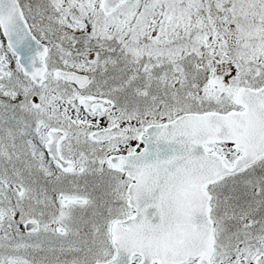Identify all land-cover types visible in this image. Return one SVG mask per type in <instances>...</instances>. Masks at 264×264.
<instances>
[{"label": "water", "instance_id": "1", "mask_svg": "<svg viewBox=\"0 0 264 264\" xmlns=\"http://www.w3.org/2000/svg\"><path fill=\"white\" fill-rule=\"evenodd\" d=\"M124 2L103 0L101 7L110 14ZM0 25L8 45L19 56L24 72L41 83L46 70V47L31 33L17 0H0ZM61 73L65 79L78 84L86 78L74 72ZM235 101L246 109L243 112L184 115L149 128V136L157 137L148 145V168L146 165L141 168L144 157L141 153L112 158L114 168L135 179L128 194L136 213L123 223L124 226L116 223L117 255L104 264H130L134 253L142 256L140 264L155 261L181 264L192 257H199L197 264H211L213 223L210 195L205 187L242 170L264 155V86L259 90L239 89ZM80 103L93 111L95 105L108 102L100 98H83ZM110 131H99L94 135L104 137ZM213 142L232 143L242 154L232 163L220 154L206 150V145ZM182 189L191 196L180 195L179 198L168 193ZM157 197H160L162 220L154 221L151 215ZM33 224L27 223L26 228H36ZM255 262L264 264V254L257 256Z\"/></svg>", "mask_w": 264, "mask_h": 264}, {"label": "rangeland", "instance_id": "2", "mask_svg": "<svg viewBox=\"0 0 264 264\" xmlns=\"http://www.w3.org/2000/svg\"><path fill=\"white\" fill-rule=\"evenodd\" d=\"M33 1H35L34 9L36 8L37 10L41 1L38 4V0ZM31 2L32 0L27 1L29 5L27 7L33 10ZM100 2L101 0H44L40 5L41 9L39 11L49 13L45 16L39 13V19H37V13H33L32 17L34 20L36 19L35 24L50 21V25H57L62 29L71 27V24L66 21L67 18L76 27L74 30H78L87 27L88 22L95 20L94 18L97 17V13L100 10ZM213 4L212 8L211 6L206 7V0L205 2L204 0H127L126 4L113 15L99 22L100 26L97 34L103 40V43L107 44V47L111 45L113 49L121 45L126 53L123 57L128 56V60H124V58L120 59L116 56V53L112 58H106L91 51L95 57L96 64H99L98 70L103 81L106 84H115L116 82L118 83L120 78L126 77L128 86H130V76L127 73L129 71L131 73L134 72L133 66L137 69V62L143 64L154 60H164L169 65H173L187 59L190 55L192 57L196 56L197 59L201 60L208 59L207 57L210 55L214 61H218V63L212 64L211 67L208 65L210 74H207L205 86L198 90L197 102L207 98L210 100V104L223 105L230 103V101H233L234 91L238 87L250 84L255 80L260 82L264 80V0H213ZM33 28L36 30V27ZM40 30V26H37V31L40 32ZM42 36L44 35L42 34ZM90 58L93 59V56ZM4 59L6 60V65L11 63V54L5 53ZM227 60H232L233 71L230 73L228 84L218 88L214 84V81L218 79L217 71L223 69L221 68L223 64L228 65L229 61ZM194 64L195 67L204 65L196 62ZM147 69L148 66L146 67ZM178 69L176 68V70ZM136 79L137 77H133V80ZM8 81L10 82V88L13 86L12 79L3 78L2 86H0L2 90L1 96L7 101H11L10 94L5 92L8 87ZM142 91L145 92L146 90ZM122 93L116 99L129 95L130 91L123 89ZM11 96H14V94H11ZM191 98L192 96H189V99ZM192 101L188 100L189 103ZM4 111L9 112L10 115H6L5 118L12 120L11 116L13 115L10 114L12 110L4 109ZM13 142H15L14 139ZM5 146L7 148V144ZM8 156L11 155H6V159ZM17 157L22 159L20 155ZM24 160L26 158L21 161ZM1 169L5 171V169ZM6 172H9V170H6ZM255 172L257 171H251V173ZM9 175L11 181L17 178L13 177L14 174L12 172ZM250 180L252 179L244 174L240 178L235 179L234 183H221L215 187V190H217L216 194H220L222 190L233 192L236 183ZM16 183L22 185L19 180L14 181L13 184L11 182L13 189ZM87 185L70 186L66 195H85L89 197L87 193L93 192L102 199L110 197L107 192L99 191L101 186ZM25 187L24 194L18 199L25 200L28 198L29 189ZM76 187L83 188L80 191L73 190ZM261 191L262 189L259 190V192ZM238 194L239 192L235 193V196ZM0 199H3L1 193ZM93 200L95 199L93 198ZM22 209L23 214L27 217L29 213H32L31 208H29V213H24L25 207H22ZM71 211L65 210L62 214L69 217ZM23 214L14 216V218H23ZM78 214L82 213H76L75 216ZM220 219L221 226L217 229L219 241L216 244L214 263L238 264V259L245 256L248 264H253V257L260 252H264V242H262L263 246L260 247L258 246V239H254V245H239L237 248L231 249L237 250L235 253L228 254L226 248L230 246V243L227 242L229 234L224 226L222 216H220ZM62 223L65 226H72V223L67 221ZM52 234L57 235V233ZM67 237L69 239V234ZM22 239L27 240V236L20 228L17 241ZM12 252L13 250H7L0 257L2 259L6 256L11 257L12 261L15 260L14 264H16L18 258L15 254L11 256ZM2 262L3 260H0V263ZM20 263L28 264L24 260H20ZM81 263L88 264V262Z\"/></svg>", "mask_w": 264, "mask_h": 264}, {"label": "flooded vegetation", "instance_id": "3", "mask_svg": "<svg viewBox=\"0 0 264 264\" xmlns=\"http://www.w3.org/2000/svg\"><path fill=\"white\" fill-rule=\"evenodd\" d=\"M48 50V70L43 82L45 85L43 88L39 87V93L32 98L33 103L30 104L29 94L26 97L23 96L24 110L22 113L29 116L28 121H17V129L14 130L18 142L26 140V146L30 148L27 152L29 156L28 169L31 174L30 184L31 186H52L53 184H58V187L68 186V181H70V184H74L78 183L79 179H85L81 174L86 172L88 175L86 181L79 183L78 186H88L87 184L90 186H112L110 189L112 193L109 194L111 197L108 199L95 198L89 207L92 212L87 215H80L82 220L97 224L92 226L95 229L93 231L94 237L92 232L90 235L85 233L84 237L82 236L83 232H78L80 236L78 245L80 252H98L101 246L103 249L114 252L110 238V227L114 221L130 217L134 211L128 207L127 198L124 201L122 200L124 197L122 191L124 189L126 195L131 180L125 174L111 168L109 157L112 154H132L140 151L143 147L140 136L145 128L149 124L159 123L161 117L164 119L171 116V111L175 109V105L148 102L129 105V103L117 102L113 90L104 85L99 78H96L98 75L96 72L90 75L87 74L89 76L88 83L83 86L67 82L56 75L57 70L65 69L86 74L89 64H85L86 66L79 69L68 67L67 64L64 65L67 62L66 59L53 56L50 45ZM218 74L220 78L225 76L222 71ZM33 90L37 91L36 88H33ZM87 96L108 97L113 100L114 105L109 109L97 108L94 113H88L78 104L80 98ZM234 108L244 111L241 105ZM1 123H3V120ZM114 126L122 128L124 133L114 135L106 141H98L91 137L94 131ZM55 128L64 130L66 133L59 145L61 155L67 160H73L76 164L75 168L67 172L60 169L47 151V143L51 140L49 131ZM2 133H4V125H2ZM238 154L236 152V155ZM261 161H263V158L254 164L259 163L253 169V171H257L253 173L257 179L254 186H240L241 191H243L242 196H245L242 199L247 201L242 204V206H245L242 213L241 207L237 211L234 209L228 211V214L225 213V216H232L237 223L241 222V229L245 227L242 222L246 221L247 226H249L248 232L254 234L257 238H264V166L260 164ZM79 166L83 167L81 172L78 171ZM58 174L65 176L63 180L56 178ZM94 180L95 182L92 184L91 182ZM116 187H118V191ZM246 187L248 189L245 192ZM261 189L262 191L259 192ZM113 198L119 202H116ZM30 200L33 203H43L41 198L34 196ZM249 200H254V203L248 205ZM251 213L258 214L257 218L259 219L254 224L252 220L243 219V215ZM36 218L43 222H54L58 217L57 215H46L41 218L37 216ZM242 231H245V229ZM53 232L54 229L51 228V231L46 232L45 235ZM244 237H250V235L246 233ZM54 247L60 249L63 254L67 243L61 238L54 244ZM108 258H103L101 261L108 260ZM139 259L134 257L133 263H137ZM31 260L34 264H38L36 258H31ZM44 264H51V262L46 260Z\"/></svg>", "mask_w": 264, "mask_h": 264}, {"label": "trees", "instance_id": "4", "mask_svg": "<svg viewBox=\"0 0 264 264\" xmlns=\"http://www.w3.org/2000/svg\"><path fill=\"white\" fill-rule=\"evenodd\" d=\"M206 4L208 5V6H212V4H213V1H211V0H209V2L208 1H206ZM212 8H213V6H212ZM95 44V45H97V43H98V36L96 35V32H93V34L92 35H90V36H85V37H83V39H82V37H80V39H79V44H83V45H90V44ZM78 44V45H79ZM80 46V45H79ZM97 47V46H96ZM180 87H183L185 90H191L192 88H193V84H191V83H188V82H184L183 83V86H180Z\"/></svg>", "mask_w": 264, "mask_h": 264}]
</instances>
